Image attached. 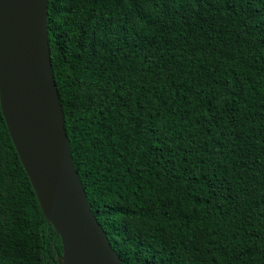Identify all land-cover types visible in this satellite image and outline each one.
Masks as SVG:
<instances>
[{"label": "trees", "instance_id": "16d2710c", "mask_svg": "<svg viewBox=\"0 0 264 264\" xmlns=\"http://www.w3.org/2000/svg\"><path fill=\"white\" fill-rule=\"evenodd\" d=\"M73 164L124 264H264V0H48ZM0 105V264H59Z\"/></svg>", "mask_w": 264, "mask_h": 264}, {"label": "water", "instance_id": "95a60500", "mask_svg": "<svg viewBox=\"0 0 264 264\" xmlns=\"http://www.w3.org/2000/svg\"><path fill=\"white\" fill-rule=\"evenodd\" d=\"M48 0H0V105L43 214L63 243L59 264H124L72 161L54 81Z\"/></svg>", "mask_w": 264, "mask_h": 264}]
</instances>
